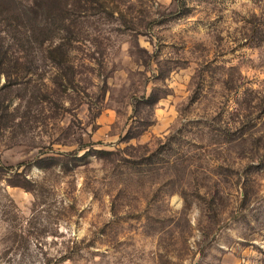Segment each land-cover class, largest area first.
Wrapping results in <instances>:
<instances>
[{
  "label": "rangeland",
  "instance_id": "rangeland-1",
  "mask_svg": "<svg viewBox=\"0 0 264 264\" xmlns=\"http://www.w3.org/2000/svg\"><path fill=\"white\" fill-rule=\"evenodd\" d=\"M0 47V264H264V0H0Z\"/></svg>",
  "mask_w": 264,
  "mask_h": 264
},
{
  "label": "trees",
  "instance_id": "trees-1",
  "mask_svg": "<svg viewBox=\"0 0 264 264\" xmlns=\"http://www.w3.org/2000/svg\"><path fill=\"white\" fill-rule=\"evenodd\" d=\"M4 51L2 50V47H0V77L5 74L8 73V69H10V67L6 66V63L4 61L3 55L1 56V54H3ZM6 78L9 80H11V76L10 74H5ZM6 87H9V83H7ZM9 118V106L4 104L1 100H0V123L2 121H6Z\"/></svg>",
  "mask_w": 264,
  "mask_h": 264
}]
</instances>
